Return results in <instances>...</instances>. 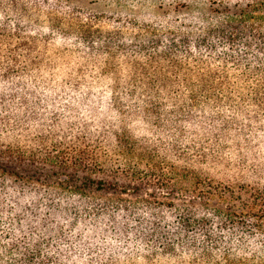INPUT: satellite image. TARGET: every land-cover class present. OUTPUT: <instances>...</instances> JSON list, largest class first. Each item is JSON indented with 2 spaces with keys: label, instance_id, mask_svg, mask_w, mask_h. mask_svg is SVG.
I'll return each mask as SVG.
<instances>
[{
  "label": "trees",
  "instance_id": "obj_1",
  "mask_svg": "<svg viewBox=\"0 0 264 264\" xmlns=\"http://www.w3.org/2000/svg\"><path fill=\"white\" fill-rule=\"evenodd\" d=\"M75 1L0 0V264H264V0Z\"/></svg>",
  "mask_w": 264,
  "mask_h": 264
},
{
  "label": "rangeland",
  "instance_id": "obj_2",
  "mask_svg": "<svg viewBox=\"0 0 264 264\" xmlns=\"http://www.w3.org/2000/svg\"><path fill=\"white\" fill-rule=\"evenodd\" d=\"M182 1L190 7L188 9L179 7L178 3ZM217 1L228 3V5L234 3L243 5L246 2L256 0H121V4L117 9H114V6L106 8L103 4L90 3L89 0H76L73 5L86 10L121 12L123 17L135 16L137 19L149 20L151 23L162 27H193L198 24V21L195 18H190L195 14L196 18H208L211 10L217 8ZM199 24L205 26L209 22L203 20Z\"/></svg>",
  "mask_w": 264,
  "mask_h": 264
}]
</instances>
